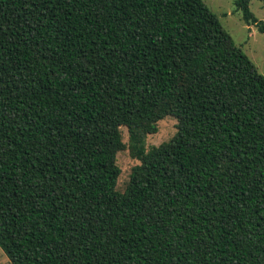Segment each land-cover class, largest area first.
I'll return each instance as SVG.
<instances>
[{
    "label": "trees",
    "instance_id": "1",
    "mask_svg": "<svg viewBox=\"0 0 264 264\" xmlns=\"http://www.w3.org/2000/svg\"><path fill=\"white\" fill-rule=\"evenodd\" d=\"M168 116L176 134L147 148ZM0 247L12 264H264V73L204 0H0Z\"/></svg>",
    "mask_w": 264,
    "mask_h": 264
},
{
    "label": "rangeland",
    "instance_id": "2",
    "mask_svg": "<svg viewBox=\"0 0 264 264\" xmlns=\"http://www.w3.org/2000/svg\"><path fill=\"white\" fill-rule=\"evenodd\" d=\"M210 9L218 15L223 26L231 34L235 42L256 63L264 73V33L260 32L256 25H249L243 19V13L238 9V0H204ZM250 8L259 20L264 21V0H251ZM178 120L168 116L159 121V131L147 136V148L170 140L177 132ZM124 141L129 142V133L126 127H122ZM117 163L121 168L118 180V188L123 191L130 179V174L135 165L140 161L134 158L129 149L118 153ZM0 264H12L3 249L0 247Z\"/></svg>",
    "mask_w": 264,
    "mask_h": 264
}]
</instances>
